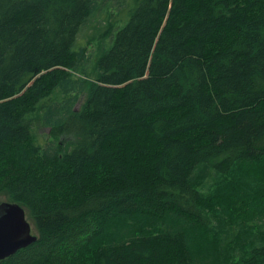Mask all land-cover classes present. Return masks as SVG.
<instances>
[{
	"label": "trees",
	"instance_id": "1",
	"mask_svg": "<svg viewBox=\"0 0 264 264\" xmlns=\"http://www.w3.org/2000/svg\"><path fill=\"white\" fill-rule=\"evenodd\" d=\"M2 197L0 264H264V0H0Z\"/></svg>",
	"mask_w": 264,
	"mask_h": 264
},
{
	"label": "water",
	"instance_id": "2",
	"mask_svg": "<svg viewBox=\"0 0 264 264\" xmlns=\"http://www.w3.org/2000/svg\"><path fill=\"white\" fill-rule=\"evenodd\" d=\"M37 241L22 207L0 203V262Z\"/></svg>",
	"mask_w": 264,
	"mask_h": 264
},
{
	"label": "rangeland",
	"instance_id": "3",
	"mask_svg": "<svg viewBox=\"0 0 264 264\" xmlns=\"http://www.w3.org/2000/svg\"><path fill=\"white\" fill-rule=\"evenodd\" d=\"M94 33L95 32H94V29H93V30L90 31V33L88 35L92 36ZM96 46H97L96 43H92V45L90 47V50H93ZM35 134L37 136L38 142L40 144H43L47 140L48 129H46V128H37L36 131H35ZM2 202H6V200L3 197L0 198V203H2ZM28 222L31 224V221L29 219H28ZM32 233L34 235H37L36 231L34 229H32Z\"/></svg>",
	"mask_w": 264,
	"mask_h": 264
},
{
	"label": "bare ground",
	"instance_id": "4",
	"mask_svg": "<svg viewBox=\"0 0 264 264\" xmlns=\"http://www.w3.org/2000/svg\"><path fill=\"white\" fill-rule=\"evenodd\" d=\"M66 122V121H65ZM45 125V124H44ZM54 127V126H53ZM64 129V128H63ZM68 131V130H67ZM218 181V180H217ZM215 182H216V180H215Z\"/></svg>",
	"mask_w": 264,
	"mask_h": 264
}]
</instances>
